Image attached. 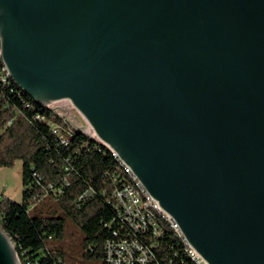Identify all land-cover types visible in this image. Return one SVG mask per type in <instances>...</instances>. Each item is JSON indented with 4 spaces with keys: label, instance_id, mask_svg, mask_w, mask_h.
Returning a JSON list of instances; mask_svg holds the SVG:
<instances>
[{
    "label": "water",
    "instance_id": "obj_1",
    "mask_svg": "<svg viewBox=\"0 0 264 264\" xmlns=\"http://www.w3.org/2000/svg\"><path fill=\"white\" fill-rule=\"evenodd\" d=\"M0 50L37 104L71 102L207 264H264V0H0ZM0 264H20L1 227Z\"/></svg>",
    "mask_w": 264,
    "mask_h": 264
},
{
    "label": "trees",
    "instance_id": "obj_2",
    "mask_svg": "<svg viewBox=\"0 0 264 264\" xmlns=\"http://www.w3.org/2000/svg\"><path fill=\"white\" fill-rule=\"evenodd\" d=\"M17 160L23 163L22 201H0V227L21 263L65 264L59 241L69 223L83 235L85 258L103 264L105 242L115 231L138 236L114 205L113 194L124 184L118 161L57 111L37 104L7 78L0 59V168ZM140 239L154 264H194L170 229L153 244Z\"/></svg>",
    "mask_w": 264,
    "mask_h": 264
},
{
    "label": "built area",
    "instance_id": "obj_3",
    "mask_svg": "<svg viewBox=\"0 0 264 264\" xmlns=\"http://www.w3.org/2000/svg\"><path fill=\"white\" fill-rule=\"evenodd\" d=\"M0 59L4 65L1 50ZM4 71L6 72L7 78H11L5 65ZM53 104L45 107L53 108L74 127L81 130L96 142L98 141L92 128L93 134L86 132L85 126H79L73 118H70L68 115L53 107ZM105 149L118 161L121 171L120 175L124 178V184L113 194L114 205L118 210V216L131 231L136 233L135 235H138L133 238L127 235L122 236L118 231H115L113 233L114 237L108 239L104 245L105 264H154L148 246L140 238L146 236L152 240L151 244H153L154 240L159 239L164 234L165 229H170L181 240L185 253L194 264H207L186 241L177 223L161 209L158 202L149 194L131 169L121 161L118 154L110 148ZM19 262L23 264L20 259Z\"/></svg>",
    "mask_w": 264,
    "mask_h": 264
},
{
    "label": "rangeland",
    "instance_id": "obj_4",
    "mask_svg": "<svg viewBox=\"0 0 264 264\" xmlns=\"http://www.w3.org/2000/svg\"><path fill=\"white\" fill-rule=\"evenodd\" d=\"M53 107L64 114L67 113L66 115L73 118L79 126H85L86 132L93 134L91 127L70 101L56 102ZM23 190V163L21 160H17L11 167L0 168V201L9 198L15 202H21ZM43 204L44 202L40 206ZM82 240L83 235L80 230L74 224L69 223L64 240L59 241L65 251V264H103L101 259L85 258L86 251L82 246Z\"/></svg>",
    "mask_w": 264,
    "mask_h": 264
}]
</instances>
